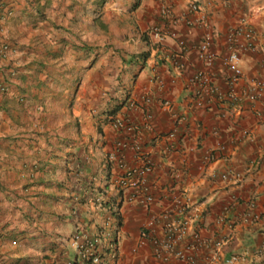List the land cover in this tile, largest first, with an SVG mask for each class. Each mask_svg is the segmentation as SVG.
Segmentation results:
<instances>
[{"label":"crops","instance_id":"0c3cea01","mask_svg":"<svg viewBox=\"0 0 264 264\" xmlns=\"http://www.w3.org/2000/svg\"><path fill=\"white\" fill-rule=\"evenodd\" d=\"M191 1L199 10L187 26ZM237 27L251 30L255 48L240 53L229 85L222 58ZM153 29L174 30L184 45L158 42ZM207 30L210 65L195 51ZM0 42L9 47L0 53V264L75 259L73 235L101 225L91 198L118 200V170L105 163L121 138L117 116L152 164L140 177L154 202L121 197L114 264H185L156 255L158 219L143 230L163 213L189 220L186 240L198 232L208 243L196 251L207 264L236 254L244 260L234 264H264V89L254 88L264 78V0H0ZM195 71L217 88L200 105L188 84Z\"/></svg>","mask_w":264,"mask_h":264},{"label":"built area","instance_id":"2783aa9c","mask_svg":"<svg viewBox=\"0 0 264 264\" xmlns=\"http://www.w3.org/2000/svg\"><path fill=\"white\" fill-rule=\"evenodd\" d=\"M189 14L183 18L187 26L195 24V13L199 10V5L195 1L189 3ZM163 15H168L169 9L161 10ZM208 26V25H207ZM153 35L158 42L163 40L165 35L173 37L179 45H184V40L179 37L174 30L170 29L165 33L158 29H153ZM212 34L207 30L203 33L195 51L198 60L206 65H210L215 59V53L211 49ZM227 53L223 56V63L231 71V76L228 78V84L232 85L240 75L241 71L237 65L239 55L242 51L253 50L255 45L252 41V33L250 29L237 27L229 30L226 35ZM9 50L6 43L0 42V53L5 55ZM177 68L182 70L185 68L183 63H177ZM188 84L194 86L196 104L200 105V96L208 91L215 93L216 86L213 84V78L206 71H195L188 77ZM255 89H264V78L254 84ZM5 86L0 84V91H4ZM131 103V102H129ZM133 105V103H132ZM147 117H150L148 115ZM112 129L121 134V138L115 142L114 149L108 152L105 156V163H111L118 170V174L114 180L113 191L118 200L111 202L106 197V193L97 192L90 200L91 211L102 216L101 225L93 233L80 234L76 232L72 237V245L76 252L74 260L68 264H114L117 251L118 241V210L120 208L121 197L125 192L126 201L134 202L142 207L148 208L154 202L152 195L148 193L143 179L140 177L145 172H150L152 164L144 155L142 143L136 136L135 127L125 118L117 116L110 118ZM173 136V134H170ZM129 150L134 153L135 159H139L141 167L130 165L125 160L124 152ZM224 177V176H223ZM75 195V194H74ZM73 195V196H74ZM77 201V200H76ZM75 201V202H76ZM253 206V203H250ZM250 211L247 215L251 216ZM160 221V227L163 230L162 238L151 237V243L155 248V253L163 260H168L173 257L185 264H207V261L197 258L196 251L202 247H207L208 243L203 240L198 232H193L190 239L187 238L189 220L187 218L177 219L170 216L168 213H163L157 218H152L150 221L143 223V230L150 229L154 220ZM144 237L149 236L148 232H142ZM180 243H183L179 246ZM221 241L215 242V246H220ZM244 260L242 256L231 255L228 258L222 259L217 264H234L238 260Z\"/></svg>","mask_w":264,"mask_h":264}]
</instances>
